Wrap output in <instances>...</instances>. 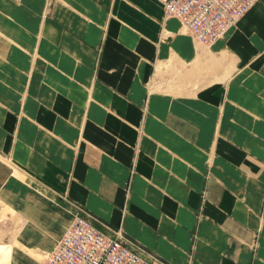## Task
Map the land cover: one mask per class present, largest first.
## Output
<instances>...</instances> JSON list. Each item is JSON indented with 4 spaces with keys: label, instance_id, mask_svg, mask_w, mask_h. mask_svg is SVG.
Wrapping results in <instances>:
<instances>
[{
    "label": "crops",
    "instance_id": "0c3cea01",
    "mask_svg": "<svg viewBox=\"0 0 264 264\" xmlns=\"http://www.w3.org/2000/svg\"><path fill=\"white\" fill-rule=\"evenodd\" d=\"M69 1L92 17L84 22L73 8L78 84H69L64 74L66 31L59 33L64 50H42L46 54L38 55L28 78L19 67L30 66L29 57L18 46L0 51V90L10 83L19 94L27 80L26 119L11 128L12 152L21 155L13 161L36 186L47 187L42 194L11 178L9 202L19 222L7 264H43L38 250L53 248L74 205L89 211L98 227L120 224L126 237L170 264L249 260L236 243L250 241L256 227L264 243V0H256L201 57L216 64L212 70L172 95L147 90L150 60L166 51L155 43L159 28H178L176 17L162 16L158 0H111L101 16L88 0ZM59 13L68 23L66 9ZM173 43L187 61L195 58L188 36L178 34ZM52 50L59 53L57 82L47 63ZM227 54L232 60L226 76ZM11 57L18 58L16 69L7 61ZM6 101L15 106L17 99ZM135 141V172L125 198L122 182ZM202 189L203 215L196 220Z\"/></svg>",
    "mask_w": 264,
    "mask_h": 264
},
{
    "label": "rangeland",
    "instance_id": "374dc122",
    "mask_svg": "<svg viewBox=\"0 0 264 264\" xmlns=\"http://www.w3.org/2000/svg\"><path fill=\"white\" fill-rule=\"evenodd\" d=\"M7 1L8 3H0V17L3 23V26L0 29L1 53L6 54L9 48L12 50V45L18 46V48L21 49L22 52L27 55V57H29L30 66L25 67L24 65L21 68V65L19 67V69L23 71L24 77L28 78V70H30V68L33 66L35 59H37L38 55L46 54V52L42 50H46L48 46L51 48L56 47V49L64 50V47L61 45L62 41L59 42L63 36H61L59 33L66 31L67 34H63L66 35L67 43L65 59L66 71L65 73L63 71V73L66 74L69 84H78V79L76 80V76H78L76 69L78 68V59H76V55L78 56V47L75 50V44L78 43V28L75 27H78V21L76 20V16L72 15V12L74 13L73 8L75 7L77 10L75 13L78 15V19L81 18L84 20V22H90V19L92 18L91 10L78 9V7H76L74 3H70L69 0H39L38 2L33 3H24L22 0ZM84 1L86 0H83V2ZM88 2L89 3L87 4H90L92 7L94 6L96 11L95 13L98 11V14L101 16V13L103 15L104 12H106V9L109 8L112 1L92 0L91 3L90 0H88ZM62 7L66 9V17L69 20L68 23L64 22L60 16L61 14L59 13V10ZM162 16L170 17L164 16L163 14ZM241 17L237 19L231 27H234ZM85 27H87V25H85ZM17 29H23V31L17 32ZM178 34L189 37L195 53L194 63L192 61L194 59L187 61L186 54H184V52H182L180 49L176 51L174 46H172V43L175 41V38ZM224 36H226V33L221 36V38ZM27 43L30 47L27 45ZM155 43L158 45L162 44L166 48V51L161 57L155 58L153 55L154 57L150 60V69L148 71L146 81L148 85V91H159L166 95L183 94L186 92L189 82L195 81L196 84L198 78L203 76L204 70L206 71L210 68L212 70L214 64H210L211 59H204V62H202L201 57H204L205 53H210L209 51L215 42L210 44H201L197 42L179 20L178 28L175 33L160 27L158 34L155 37ZM38 50L41 52H38ZM58 56V51L52 50L50 52V61H47V63L51 65L50 74L54 80L58 79L55 78V76H58L60 73L58 69ZM229 56L230 55L227 54L224 57V61H227L225 65L228 66L225 70L226 76L229 73V63L232 60V58ZM17 60L18 58L11 57L7 61L9 64L11 63L16 69L17 67L15 61L17 62ZM228 60H230V62ZM188 67L191 68L189 72L187 70ZM0 70H2V67H0ZM60 70L62 71V69ZM14 71H18V69ZM25 81L24 83L19 84L20 89L22 88V91L20 90L19 94L17 90H13V92L11 91V87L16 85H11L10 83L6 84L10 86L7 91L0 90V264H7L9 250L10 247L15 243L18 230L19 217L18 214L12 209L9 202L11 196V178L18 180L23 187H28L32 190L35 189L42 194L45 193L47 188L46 185L38 182V185L36 186L34 184L35 181L31 179V175L22 169L21 165H17L16 161H13V159H21V155H18L16 151L15 154L12 152L13 141L16 143V137L14 139V134L12 133L11 128L12 125H17L18 121L21 122L22 120L26 119L22 110V107L26 105L23 99L25 96H27V80L25 79ZM0 89H3V87ZM12 97L17 99L15 106L11 105V102L8 103L6 101H10ZM145 100L146 98H144L142 101V109L145 108ZM136 129L137 135L139 136V134L142 132L141 125L137 124ZM137 150L138 142L135 141L132 145V157L128 169V175L127 178L122 182L125 198L128 196L131 178L135 172L134 165L135 154ZM37 180L41 181L40 179ZM199 193L200 200L196 210V220H199V218L203 215L201 207L203 200L205 199L204 189L200 190ZM262 205L263 204L260 205L261 207L259 206V210L256 212L257 214L255 213L258 215V218L263 212ZM69 210L71 211L72 209L69 207ZM123 210L124 206L122 207V211ZM231 213V211H228V217H231ZM118 226L121 225L118 224ZM231 230L233 231V229ZM195 234L196 231L194 229L190 234L192 236V242L195 240ZM134 242L136 241L134 240ZM236 245L238 248H240V250L237 251H239L242 255L246 252H249V260L243 257V263H241L238 258H229V255H227L231 262H235L236 264H264V243L260 242L259 227L255 228L250 241L241 240L240 243H236ZM47 251L49 250H38V252H40V262H42L44 254ZM38 255L39 254L37 253V256ZM191 256L192 251L190 248V251L188 252V263L190 262ZM159 259L163 262V264H170L160 257Z\"/></svg>",
    "mask_w": 264,
    "mask_h": 264
},
{
    "label": "built area",
    "instance_id": "2783aa9c",
    "mask_svg": "<svg viewBox=\"0 0 264 264\" xmlns=\"http://www.w3.org/2000/svg\"><path fill=\"white\" fill-rule=\"evenodd\" d=\"M164 16L176 17L192 37L210 44L223 36L256 0H158ZM74 205L70 222L43 264H163L157 255L132 241L120 226L101 223Z\"/></svg>",
    "mask_w": 264,
    "mask_h": 264
}]
</instances>
